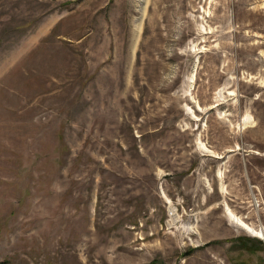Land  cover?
Returning a JSON list of instances; mask_svg holds the SVG:
<instances>
[{
  "label": "rangeland",
  "instance_id": "rangeland-1",
  "mask_svg": "<svg viewBox=\"0 0 264 264\" xmlns=\"http://www.w3.org/2000/svg\"><path fill=\"white\" fill-rule=\"evenodd\" d=\"M227 208L264 232V0H0L2 264H264Z\"/></svg>",
  "mask_w": 264,
  "mask_h": 264
},
{
  "label": "bare ground",
  "instance_id": "bare-ground-1",
  "mask_svg": "<svg viewBox=\"0 0 264 264\" xmlns=\"http://www.w3.org/2000/svg\"><path fill=\"white\" fill-rule=\"evenodd\" d=\"M245 122H248V118L245 120ZM227 215L229 219H231L235 224L239 225L241 228L245 229L247 232H250L251 234L260 237L264 240V232L262 230H255L249 225H247L241 218L234 215L232 212L229 211L227 208Z\"/></svg>",
  "mask_w": 264,
  "mask_h": 264
},
{
  "label": "trees",
  "instance_id": "trees-1",
  "mask_svg": "<svg viewBox=\"0 0 264 264\" xmlns=\"http://www.w3.org/2000/svg\"><path fill=\"white\" fill-rule=\"evenodd\" d=\"M0 264H2V263L0 262Z\"/></svg>",
  "mask_w": 264,
  "mask_h": 264
},
{
  "label": "water",
  "instance_id": "water-1",
  "mask_svg": "<svg viewBox=\"0 0 264 264\" xmlns=\"http://www.w3.org/2000/svg\"><path fill=\"white\" fill-rule=\"evenodd\" d=\"M263 241V240H262Z\"/></svg>",
  "mask_w": 264,
  "mask_h": 264
}]
</instances>
